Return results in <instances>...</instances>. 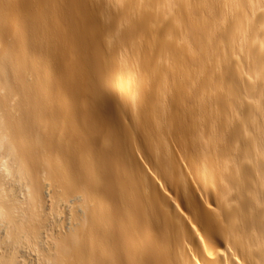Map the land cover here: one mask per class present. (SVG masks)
Returning a JSON list of instances; mask_svg holds the SVG:
<instances>
[{"label":"bare ground","instance_id":"obj_1","mask_svg":"<svg viewBox=\"0 0 264 264\" xmlns=\"http://www.w3.org/2000/svg\"><path fill=\"white\" fill-rule=\"evenodd\" d=\"M0 264H264V0H0Z\"/></svg>","mask_w":264,"mask_h":264}]
</instances>
